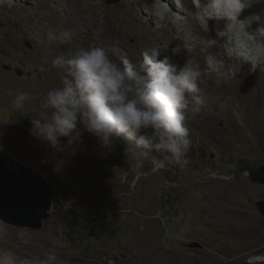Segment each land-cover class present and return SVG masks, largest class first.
<instances>
[{
    "label": "rangeland",
    "instance_id": "rangeland-1",
    "mask_svg": "<svg viewBox=\"0 0 264 264\" xmlns=\"http://www.w3.org/2000/svg\"><path fill=\"white\" fill-rule=\"evenodd\" d=\"M19 1L22 9L30 7ZM124 1L98 0L96 16L110 34L117 21L113 15ZM47 8L48 3L39 14ZM52 10L48 39L67 16L65 10ZM256 16L264 26V11ZM245 17L254 23L253 16ZM18 19V13L0 9V152L15 173L21 166L40 177L52 194L38 228L0 220V248L30 258L55 249L62 264H246L249 255L264 253V220L256 206L264 201V184L247 177L249 170L264 169V61L255 68L226 58L231 77L240 67L247 76L238 75L233 88L224 91L216 76L212 83L204 82L199 94L206 104L199 111L188 101V163L156 174L145 164L140 171L149 174L137 179L122 143L108 151L84 131L81 140L69 145L61 137L54 148L29 133L33 116L50 118L44 98L62 84L64 72L52 61L76 50L64 45V30L54 40L37 39L20 28ZM228 23L233 30L239 27ZM230 29L224 30L229 36ZM129 32L126 43L131 45L138 32ZM81 36L79 48H94L95 34ZM113 48L104 50L117 60ZM127 50L123 54L133 55ZM217 50L219 55L222 48ZM193 58L207 73L205 57ZM141 59L131 61L138 66ZM20 92L28 100L17 110L13 100Z\"/></svg>",
    "mask_w": 264,
    "mask_h": 264
},
{
    "label": "clouds",
    "instance_id": "clouds-1",
    "mask_svg": "<svg viewBox=\"0 0 264 264\" xmlns=\"http://www.w3.org/2000/svg\"><path fill=\"white\" fill-rule=\"evenodd\" d=\"M246 7L248 0H207L202 4L204 21L238 20ZM251 19L258 21L260 17ZM167 49L160 45L146 47L138 66L118 48L112 50L118 62L99 47L80 48L67 58L58 56L52 64L63 70L64 77L61 86L49 89L44 98L45 108L51 110L50 118L44 119L39 113V118L33 116L29 133L54 148L61 137L69 145L81 140L84 131L95 136L100 147L108 151L122 143L137 179L149 174L140 171L145 164L150 165L151 174L173 165L184 167L191 148L186 125L188 101L194 102L197 111L206 104L199 94L202 73L188 63L178 68L162 55ZM171 51L178 54L181 48ZM205 64L208 72L217 77V83L228 78L231 69L218 54L208 53ZM27 100L26 93H18L14 107L22 109ZM0 264L62 261L55 249L30 258L10 248H0ZM246 264H264V253L249 255Z\"/></svg>",
    "mask_w": 264,
    "mask_h": 264
},
{
    "label": "bare ground",
    "instance_id": "bare-ground-1",
    "mask_svg": "<svg viewBox=\"0 0 264 264\" xmlns=\"http://www.w3.org/2000/svg\"><path fill=\"white\" fill-rule=\"evenodd\" d=\"M23 2L30 7L22 9L19 7V0H0V9H7L14 14L18 13L20 28L34 38H43V40L48 39L45 30L54 24L52 8L65 10L67 16H65L59 31L64 30L65 32L64 45L66 47L73 46L76 52L80 49L78 46H81L79 45L81 35L87 32L95 34L94 48L105 49V46L113 45L121 53L129 49L133 52H131L133 55L128 57L130 60L141 56L143 50L149 46H168L167 51L162 53L167 56L170 54V49L179 46L181 51L169 57L170 62L177 65L178 68L188 63L192 67H198L201 71V63L193 57H205L208 53L218 54L217 47L222 48L219 55L223 60L233 58L240 62L250 63L255 68L264 61L263 23L260 20H255L251 25L245 17H254L264 11V0H248V7L241 12L238 20L217 21L210 19L208 24L204 21L206 11L202 9V4H206L207 0H126L117 9L115 8L113 17L117 21L113 34L108 33L109 29L104 28L96 16L98 0H23ZM47 3L48 8L44 13H41L42 15L39 14L40 7ZM40 12L42 11L40 10ZM228 22L239 24V27H235L233 30L234 26ZM229 27L232 31L230 36L224 32ZM130 30L138 32V40L128 45L126 37ZM59 31L55 32L51 29V34H48L49 39L54 40V35L61 37ZM86 43L88 44V42ZM244 43L251 45L244 47ZM238 71L233 72V77L230 76V73L226 80L218 83V89L223 91L232 89L238 75H246L241 67ZM229 77H231V81ZM214 79L215 75L203 72L200 87L206 86L204 82L212 83ZM254 82L256 81L254 80Z\"/></svg>",
    "mask_w": 264,
    "mask_h": 264
},
{
    "label": "water",
    "instance_id": "water-1",
    "mask_svg": "<svg viewBox=\"0 0 264 264\" xmlns=\"http://www.w3.org/2000/svg\"><path fill=\"white\" fill-rule=\"evenodd\" d=\"M119 0H106L108 4ZM11 160L0 152V220L30 229L39 227L51 206V191L40 177H33L19 166L18 175L9 166ZM248 179L264 184V169L249 170ZM264 220V201L256 204Z\"/></svg>",
    "mask_w": 264,
    "mask_h": 264
}]
</instances>
